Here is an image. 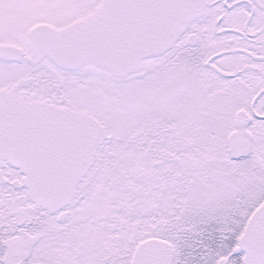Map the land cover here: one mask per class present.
<instances>
[{"label":"snow or ice","instance_id":"snow-or-ice-1","mask_svg":"<svg viewBox=\"0 0 264 264\" xmlns=\"http://www.w3.org/2000/svg\"><path fill=\"white\" fill-rule=\"evenodd\" d=\"M0 264H264V0H0Z\"/></svg>","mask_w":264,"mask_h":264}]
</instances>
